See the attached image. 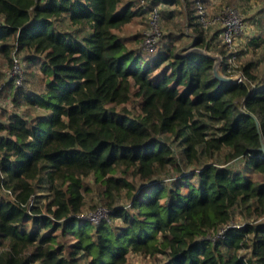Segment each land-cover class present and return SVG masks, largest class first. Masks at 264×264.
I'll return each instance as SVG.
<instances>
[{
	"label": "trees",
	"instance_id": "16d2710c",
	"mask_svg": "<svg viewBox=\"0 0 264 264\" xmlns=\"http://www.w3.org/2000/svg\"><path fill=\"white\" fill-rule=\"evenodd\" d=\"M157 2L181 5L180 30L129 46L120 31ZM261 2V51L233 66L245 46L203 27L194 0H0V58L9 69L17 46L25 63L22 86L0 74L14 107L0 106V264H264ZM184 5L195 44L241 80L177 53ZM91 179L109 210L98 222L81 216Z\"/></svg>",
	"mask_w": 264,
	"mask_h": 264
},
{
	"label": "rangeland",
	"instance_id": "374dc122",
	"mask_svg": "<svg viewBox=\"0 0 264 264\" xmlns=\"http://www.w3.org/2000/svg\"><path fill=\"white\" fill-rule=\"evenodd\" d=\"M223 4H230V5L237 7L239 11L243 14V17L245 21L247 22V24L249 25L248 35L238 38L237 43L239 44L236 45L238 49L242 48V46H245L246 50H244V53L239 57L238 60L236 59L232 61L233 66L240 64V61H242L243 59L248 60V58L250 57L257 58L258 57L257 54L260 53L261 50L257 49L258 51L257 52L255 51V47L253 46L254 43L252 42V39L257 36L258 32L256 33V31L259 28L256 24H254L253 17L256 14V12L262 7L263 3L261 2V0H213V4L212 6H210L209 9L211 12L215 13V11L217 10V7L220 5L222 6ZM164 5L162 4L161 6H163V8H167V10L164 9L162 11L161 28L164 29L165 34H168V35L172 34V37H174L173 35H175V33L173 32H177L178 30H180V26H181V17H182V14L180 13L181 5L178 4L177 2H174V4L169 5V6L167 4H164ZM169 10H173V15L168 16L167 12ZM147 24H148V17H147V12H146L140 16H137L135 19H133L131 22L125 25L123 29L120 31V34L127 39V43L129 46L140 45L141 48H144L142 39L144 38V32L147 29ZM216 28L210 29V33H213V31ZM250 37H251V40L248 41ZM189 39L190 37L185 35L184 37L177 38V40L175 39L172 40L170 43H175V46H177V50H178ZM183 40H184V43H183ZM214 40H218V36H216ZM161 42L164 44L166 42H169V37L165 35L164 38L161 40ZM159 46L160 45L158 42L157 47L153 51L157 50ZM143 52H146V51L144 50ZM21 53L22 52H20V54ZM6 66L7 65H5L3 60L0 58V74L3 75V71L5 72L8 70V68L6 69ZM24 66H25V63H24ZM35 70H36L35 74H38V71L36 68ZM239 74L240 72L233 71L232 75H239ZM2 85L5 87V82L0 81V106H2V104L3 105L5 104L4 106L6 105L10 106V108L12 109L14 108L12 104L13 95L11 94L9 88H6L5 91L1 92ZM1 112H2V109L0 107V114ZM89 186H90V191L86 192L85 194V200H86L85 209L86 210L84 211V213L92 212L95 209V208L94 209L92 208V206L95 203H97L98 206L100 205L103 206L101 195L99 194L100 190L102 189V186L100 184L95 183L92 179L89 182ZM129 264H156V261L149 256L130 253L129 254Z\"/></svg>",
	"mask_w": 264,
	"mask_h": 264
},
{
	"label": "built area",
	"instance_id": "2783aa9c",
	"mask_svg": "<svg viewBox=\"0 0 264 264\" xmlns=\"http://www.w3.org/2000/svg\"><path fill=\"white\" fill-rule=\"evenodd\" d=\"M151 0H140L141 4H146ZM213 1V0H212ZM196 12L199 21L203 27L210 25L221 28L220 39L228 49H233L238 45V38L246 36L249 33V25L245 21L243 14L239 9L230 4H223L218 11L209 15L204 7L203 0H194ZM162 2H157L147 8L148 24L144 32L143 47L148 50H154L157 47L158 40L162 33L160 7ZM12 63L6 71V79L10 80L15 87L23 85L24 62L23 58L15 46L12 50ZM231 64L232 59H229ZM109 210L104 206L96 207L92 212L81 215L82 217L98 222L108 217Z\"/></svg>",
	"mask_w": 264,
	"mask_h": 264
},
{
	"label": "water",
	"instance_id": "95a60500",
	"mask_svg": "<svg viewBox=\"0 0 264 264\" xmlns=\"http://www.w3.org/2000/svg\"><path fill=\"white\" fill-rule=\"evenodd\" d=\"M185 12V21H184V27H183V33L190 37V39L185 42L178 50L177 53L179 55H187L190 53H199L208 57H211L213 59V75L215 78L220 80L224 83H233L241 80V75H232V74H225L222 71V64L224 62V56L217 50H209L207 47H200L195 44L196 42V33L192 31L189 27V19L186 12V7L184 5L183 7ZM262 148L264 150V144L262 145Z\"/></svg>",
	"mask_w": 264,
	"mask_h": 264
}]
</instances>
